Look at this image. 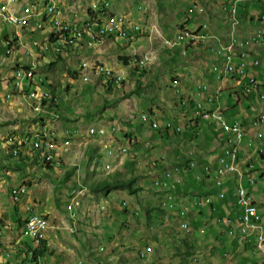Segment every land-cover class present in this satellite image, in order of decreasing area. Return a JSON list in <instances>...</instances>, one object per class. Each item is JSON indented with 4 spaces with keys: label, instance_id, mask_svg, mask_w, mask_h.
<instances>
[{
    "label": "rangeland",
    "instance_id": "374dc122",
    "mask_svg": "<svg viewBox=\"0 0 264 264\" xmlns=\"http://www.w3.org/2000/svg\"><path fill=\"white\" fill-rule=\"evenodd\" d=\"M35 1L37 0L28 2L35 3ZM44 1H49L45 9L40 12L36 10V15L43 18V29L51 28L54 22L63 20V27L51 28L49 40L50 29L36 31L34 25L27 27L29 20L35 16L34 14L31 13L30 18L27 16L30 13L21 16L25 17L26 26L24 27H27L25 35L34 34L33 38L30 36V39H33L34 55L41 56L38 59V66L36 64L12 66L15 56L14 43L20 40V33H17L20 29H15L11 24L0 21V81L7 80L11 86H13L12 83L20 82V77L17 75V69L20 67H25L34 73L31 80L23 74L25 88L33 89L26 95L27 109L24 108L25 112L20 111L18 116L11 117L6 109L0 114V264H78L81 259L84 260V264H241L242 261H247L242 264H251L252 260L256 259L261 264L264 261V248L258 249L260 247L258 238L254 239L255 242L247 239L240 242L238 240V247L236 246L237 248L231 252L216 250L220 241L215 239L214 235L207 236L209 235L207 227L214 222L211 219L205 221L203 223L205 225L201 226L203 231L206 228L205 234L201 240L196 239L195 232L191 228L183 230L179 226L182 220L177 221L176 212L166 206L167 191L156 188L155 185L152 186L155 176L163 178L167 168L171 169L174 165H181L185 184L178 185L175 188V194L181 196L193 192L192 198L201 196L202 202L205 203L203 204L205 211L211 209L207 190H199L201 189L200 184L193 188L185 163L188 162L187 153L192 149L198 157L203 154L209 155L217 149L209 151L212 138L204 137L207 135V128L202 125L203 120L197 116L195 120H190V116L194 114V101L191 97L185 99L183 97L185 93L178 92L181 90L178 87L181 81L179 77L186 79L188 76L186 72H189V69L194 70L197 63L194 60L197 56L189 53L191 58H180L177 62L164 59L163 56L169 50L162 48L164 44L162 43L163 46H161L158 38L149 40V46L144 45V48L138 45L131 48L133 56L128 65L120 60V57H129L122 56L123 50H118L114 59L109 52L108 55L112 59L109 67H113V63L116 62L122 65L118 68L123 69L125 73L124 82L114 84L109 79L105 81L106 78L98 74H93L91 81L83 80V73L89 72L88 68H84L87 62H83L89 60L90 56L96 55L95 50L102 45L83 49L79 55L74 51L70 52L75 45L81 42L92 45L91 42L101 41L100 33H92V28L103 26L106 15L108 17L109 15L114 16L112 14L124 15L131 22L132 20L139 22L141 27L151 19L154 21L158 17L166 23L174 21L173 27L177 28L184 14V5L187 0H56L59 5H61L59 1L62 4H68L66 11L70 12V9L78 11V13L74 11L73 14L79 15L80 13L81 16H85L88 11L89 19L82 25L80 23L71 25V22L64 17L62 8L51 11L54 3L51 0ZM195 1H198V4L202 2L201 0ZM221 1L224 2V0H210L213 4L203 0V3L205 7L207 5L206 8L211 6L208 10L216 15V5H220ZM262 2L263 0H250V3L259 5L258 8L255 7L253 15L257 20H260L259 17L264 11ZM10 4L7 3L9 10H13L14 7H10ZM35 9L36 5H32L29 11L35 13ZM223 11L226 12L224 9ZM13 13L17 14L14 10ZM122 17L113 18L112 26H119V20ZM23 18L21 20L24 22ZM127 19L126 33L130 35ZM241 19V28L246 29L245 35L253 31L252 27L254 29L255 27L264 28L262 21L250 24L249 20L242 16ZM132 29L135 31V28L132 27ZM187 30L190 29L183 31ZM83 31L88 34V39H72L71 42L63 43L67 35L75 37L76 33ZM90 34L95 38L90 37ZM133 34H137V37L147 36L146 33L141 32ZM7 37H13V40H7V42L5 41L9 39ZM147 39L144 41H148ZM22 47L25 58L27 60L31 58L32 61L33 55L28 52L29 49ZM48 48L52 49L51 52ZM139 48L145 50L142 52ZM8 49H10L9 54H7ZM198 50L205 54L202 45L198 46ZM254 50L252 49L251 52L260 55L262 61L260 67L257 68V72L260 73L261 70L264 71V50ZM69 53L70 55L67 56ZM159 55L160 59L157 60ZM145 56H150L153 63L144 69L137 66L135 62ZM181 56L184 57V54ZM94 59L91 62L93 66L103 65L102 67L107 68L105 63L101 62L102 60ZM209 59L208 56L207 61ZM178 67H182L185 76L178 73L180 70ZM183 67L188 68L184 70ZM118 68L116 70H120ZM214 71L220 74L219 71ZM13 77L14 80H12ZM254 77L256 83H259L258 78ZM40 78L45 81H43L45 96H38L37 93L40 88ZM259 79L264 81V76ZM29 81L31 87H29ZM181 87L186 91L183 84ZM197 91L194 93L195 97L198 95ZM52 92L57 97H53ZM29 93L35 97H30ZM237 95L239 99L235 95L232 101L235 106L237 104L238 109H249L253 113L252 117L260 112L261 101L258 96L252 97V105L242 97L241 93ZM184 99L187 101L184 102ZM52 100L57 102V105L44 108L43 101L51 102ZM120 103L124 105H119ZM111 105L113 109L107 110L106 108ZM104 112L117 115L116 119L121 127L115 124L112 130L108 129L105 136L89 134L90 127L99 126ZM147 115L158 122L170 120L181 126L183 130L178 134H170L154 126L151 127L147 121H143L148 120ZM19 119L21 122L28 121L29 123L18 122ZM130 119L135 123L136 131L135 129H123V125H129ZM16 124H19L16 126L17 129L12 128V125ZM50 131L53 133L50 134ZM55 131L60 135L72 133L71 141L74 143L69 152H62L63 157L60 160L55 159V150L43 147L37 150L38 148L34 146L36 141H41V146L57 148L61 139H55ZM115 133L120 135L119 146L124 144L130 147L123 165L118 163L121 159L120 155L109 156L107 154L112 145H110V139L114 140ZM132 137L137 138L133 144L130 143ZM258 143L259 141L252 142L248 147L249 154L244 155L243 159L258 163L264 168V159H260L261 156L255 148ZM17 147V153H13L14 148ZM24 149H28L27 154H31L34 159L31 156L28 160L18 157L20 153L26 155ZM46 153L53 154L54 162L50 163L46 159ZM111 157L115 161L111 162ZM116 157L119 159H115ZM154 161L159 164L156 165ZM108 162L112 165L110 170L107 169L110 166L106 165ZM197 173L199 174L200 170ZM253 175L256 177V189L246 180L244 185L264 210V179L260 178L256 172H253ZM130 178L135 179L134 188L137 189L135 193L126 188H92L93 185L102 181ZM207 179L204 182H207ZM238 181L236 178L234 186ZM15 187H19L21 191L19 200H14L12 196V189ZM196 189L199 193L195 192ZM67 206L69 209L77 208L74 219L70 216ZM31 213L46 217L49 223L48 229H41V235L36 238L35 244L27 233L30 231L32 234V226L27 223ZM218 222L223 223L221 220ZM225 231L226 235L234 237L236 234V238L239 236L237 231L233 233L229 230L227 223ZM206 241L207 245L204 243ZM44 245L46 247L43 249L42 256L38 257L37 263L29 253L36 247ZM148 245L152 246L151 252L147 255L146 253L141 254ZM208 246L211 249H207ZM101 247H104L103 250ZM144 254L146 256H143Z\"/></svg>",
    "mask_w": 264,
    "mask_h": 264
},
{
    "label": "built area",
    "instance_id": "2783aa9c",
    "mask_svg": "<svg viewBox=\"0 0 264 264\" xmlns=\"http://www.w3.org/2000/svg\"><path fill=\"white\" fill-rule=\"evenodd\" d=\"M40 1H36L35 9V20L34 26L36 31H47L43 30V18L36 17V10H38V4ZM250 0H227L226 1V16L229 22V27L227 33L223 35H213L209 33V24L207 22H202L197 29L183 26L178 31H183V29H191L195 31V38H182L181 41H174L173 35L171 36L169 43V50L181 49L183 54H187V46H205L208 51L213 54L218 60L213 64L212 70H221V80L227 76H231L236 80V84L240 86V91L242 94H255L257 95L261 102L264 104V87H258V84L253 85V88L250 91H243V83L248 76H257L256 70L261 62L260 57H255L251 52L255 47H259L264 50V28L258 27L256 30L251 32L248 36H243L240 33V30H237V22H241L240 7L243 4L249 3ZM7 3H14L18 5V0H0V21L11 24L15 29H21L22 36L26 31L27 27L23 26V20H21V14H14L13 10H7ZM22 12H26L29 8L27 6H22ZM52 9H59L60 7L54 3ZM195 11L200 14H205L207 8L205 5H195ZM77 18L71 20V25ZM262 22L264 21V13L261 15ZM113 16L107 20H103V26L93 27L92 33H101V41L105 37L117 36L118 38H129L131 35L126 33V17L123 16L119 20V26H112ZM188 21V20H187ZM63 27V20L59 22H54V26L51 28H61ZM135 28V33L142 32V27H133ZM155 32L157 30L155 27H152ZM13 36V35H12ZM72 39H88V34H85V31L81 33L79 37H66L65 42H69ZM12 41V37L8 39ZM26 48V45L23 44ZM52 49L48 48V51L51 52ZM150 56H146V59H143V64L149 63ZM84 68L89 69V77L93 74H98L104 76L111 83L119 84L120 77L125 75L124 71L117 72V70L111 68H101L100 66H88L87 64ZM84 80V78H83ZM18 84L23 83V75L20 73V82H15V87ZM208 83L201 85L198 88V95H196V100H194V116L199 117L203 121L207 122L215 131H219L218 136H226V143H218L220 146L217 151L212 152L209 155H206L203 158V162L200 163L196 157L194 149L190 150L187 153V159L191 160V169L200 170L198 178L200 175H203V166L211 167V179L212 182H220L222 186V193L219 195L224 198L228 194V189L226 187L227 178L230 176H235L238 178V182L235 184V191L233 195L236 201V219H225L223 220L229 225V230L235 233L237 231L238 237L241 240H253L257 236H264V215L259 209V205L256 200L253 198L252 193L246 189L244 185V180L248 179L250 183H254L255 179L251 172H253L256 167H251V161L247 160V164L244 163L246 169L243 168V164L240 159V152L246 135V127L243 126L242 122L238 119L229 118L226 116L221 100H220V91L218 90L215 95H210L205 98V94L210 90ZM13 91V90H12ZM208 91V92H207ZM30 90L27 87V93ZM38 96H45V89L43 88L42 79H40V88L38 90ZM196 93V94H197ZM181 94H184L181 91ZM11 93H7L6 97H11ZM185 99H189L190 96L183 95ZM184 99V102L187 101ZM213 106H221V113H213ZM212 108L211 118H203V109ZM146 117V114H145ZM252 127L255 130V138L258 140H263L264 143V109L260 111L258 116L253 119ZM157 129H165V132L169 133H181L182 127L173 123L169 120L168 128H160V122ZM72 134V133H71ZM71 134L69 137H64V145L57 148H48V146H41V141H38L37 146L43 147L45 149L55 150V159H61L63 157L62 152L67 153L68 143H73L71 141ZM93 135L103 136V134H96V128L93 130ZM12 141V140H11ZM136 142V139L133 140V143ZM132 143V144H133ZM262 143V144H263ZM130 147L123 146L124 156H126V150H129ZM256 152H260L262 149L261 146H257ZM13 153H17V148H14ZM207 159H210L207 162ZM156 165L159 163L154 161ZM51 163V160H50ZM110 170V168H107ZM248 170V172H247ZM264 175V170L260 171ZM166 182L169 183V190L167 192H175V188L178 185L184 184L183 171H179V165L173 166V174L169 179H160V176H155V183ZM19 187L12 189V196L14 200L20 199ZM176 197L175 199H166V206L172 211L176 210ZM207 201V200H206ZM201 196L194 199L192 206L202 205ZM68 208V206H67ZM70 216L74 219L76 217L77 209H69ZM190 212V205L184 203L180 205L178 209V216L180 221H188V213ZM222 221V219H221ZM29 226H32V234L29 235L33 241H35L36 235H41V229H48L49 223L46 217L31 213L29 215ZM181 226V223H180ZM190 224L188 222V228H182L183 230H189ZM104 248V247H103ZM152 246H146L143 251L148 253V249ZM264 247H259L258 249L262 250ZM103 250V249H102ZM78 264H84V260L81 259ZM264 264V261L261 263Z\"/></svg>",
    "mask_w": 264,
    "mask_h": 264
},
{
    "label": "crops",
    "instance_id": "0c3cea01",
    "mask_svg": "<svg viewBox=\"0 0 264 264\" xmlns=\"http://www.w3.org/2000/svg\"><path fill=\"white\" fill-rule=\"evenodd\" d=\"M28 1L27 0H23V1L20 2L18 0V4L19 5H14V3H11L10 7H12V8L14 7L13 10L15 11V13L21 14V16H25L27 13H30V14L27 15V16H29L28 18H30L31 17V13H32V15L33 14L35 15V13L33 11H29V9L26 12H22V7L20 6V5L27 6L28 8H30L32 5H36V1H35V3H32V2L29 3ZM37 1H40L39 4H38V10H37L39 12L45 9V7H46L45 4H47V5L49 4V1H44V0H37ZM51 1L53 3H56L61 8H63L64 17L66 18V20H68L70 22H71V20H73L74 18H77L79 16L78 20H75L73 23H80L82 25L85 21H87L89 19L88 11L85 14V16H81L80 13H79V15H76V14H73V13H74V11L78 13L77 10L70 9V12H69V10L66 11L68 4H65V3L62 4L59 1V3L61 5H63V6H61V5L58 4V2L56 0H51ZM201 1H202L201 3H203V0H201ZM206 1L210 2V0H206ZM226 1L227 0H224L223 3L221 1L220 5L219 4L216 5V8H217V9H215L216 15H214V13L213 14L211 13L212 12L211 10L210 11L208 10V8L210 9L211 6H208L207 11H206L205 14H200L197 11H195L194 6L195 5H199L201 3L198 4L197 3L198 1H195V0H187L185 5H184L185 11H184V14L182 15V18L180 19L179 22H178V19L176 20V23L177 22L179 23L178 24L179 27H177V28L173 27L174 21H171V23H166L165 21H163V20H161V19H159L157 17L156 20L153 21L151 19L150 22H147L142 27V32L141 33H143V34L146 33L147 36H145V37H142V36H138L137 37V34H133L132 35V33H135V31L131 33V31L133 30L132 27L136 26V25L141 27L142 25L139 22H137L136 20L135 21L132 20V22H131L130 20L127 19L128 20V27L130 29L129 33L132 35V37H129V38L125 39V38H118L117 36H109V37L103 38L102 41H100L99 43H97L95 41L91 42V43H93L92 45H88V43H86V42H84V43L81 42V44L75 45L70 50V52L74 51V53H77L79 55V53H81V50H83V49H90L91 47H94V46H97V45L98 46L102 45V47H100L98 50H95L97 52L96 55L90 56L89 60H86L83 63L88 62L91 66H93V64L91 62H93L92 60H95L94 58H97L99 60H102L101 62L105 63L104 65L107 68H111V69L116 70V68H118V67H120L122 65H118V63L114 62L113 63V67H109V64H110L111 60L114 59L117 56V55H115V53L118 50H123L122 51V53H123L122 56H129L131 58L133 56V53H132L133 49L131 51V48H134L137 45L139 47L142 46L143 48H144V45L149 46V44H150L149 40L152 41L153 38L156 39V40H157V38L160 39L161 46H163L164 39L171 38L172 35H173V37L176 36L180 32L178 30L181 29L183 26H187V27H190V28L197 29L198 26L200 25V23L205 21V22H207L209 24V28H208L209 33H211L213 35H218V36L223 35L224 36L227 33L228 27H229V22H228L227 16L225 15L226 12H224L223 8H222L223 6H226ZM210 3H213V2H210ZM262 3H264V0H263ZM202 5H205V3H203ZM258 6L259 5H256V4H253V3H250V2L246 3V4H243L240 7V11H239L240 15L242 16V18H245L246 20H249L250 24H253V23H256V22H261L262 21L261 18H260L261 16L259 17L260 20H257V18H255L253 16L254 15V11H255V7L258 8ZM65 7H66V9H65ZM206 7H207V5H206ZM188 13H190V14L188 15ZM263 13H264V11L262 12V14ZM67 14H68V16H67ZM112 15H114L113 18H116V17H119V16H124V15H121V14H112ZM131 15H133V14H131ZM157 16H158V14H157ZM36 17H39V16L36 15ZM110 17H111L110 15H109V17L106 15L104 20H107ZM21 18H23V17H21ZM23 19H24L23 26H26L25 25V17ZM34 20H35V16L29 20L28 24L33 26L34 25ZM241 22H242V19H241ZM241 22H237V30H240L241 35L248 36L250 33L245 35L246 29L245 28H241L242 27ZM29 25L27 27H29ZM153 26L155 27L157 32H155V30H153V28H152ZM191 26H193V27H191ZM257 28L255 27V29H254V27H252L253 31L256 30ZM31 30H33V29H31ZM45 30H48V29H45ZM17 33H20V36H19L20 40L14 43V48H15L14 55L15 56L13 58L14 64L12 66H14L15 64H21V66H23L22 64H24V65L25 64H29V65L30 64H34L35 65L36 64L38 66V59L41 56H37V55L35 56L34 55V52L32 51L33 48H34L33 39H30V36L33 38L34 34L28 33L27 35H25L26 34V31H25V33L22 36L21 29L19 31H17ZM26 36H27V40H25ZM91 36L92 35L90 34V37ZM92 37H93V39L95 38L94 36H92ZM7 38H9V37H7ZM147 38H149V39H147ZM144 39H147L148 41H146V40L144 41ZM7 40L8 39H5V41H7ZM90 40H92V39H90ZM28 41H29V43H28ZM146 42H147V44H146ZM95 43H97V44H95ZM23 44L26 45L27 50L29 49L28 52H30L31 55H33V60L32 61H31V58H29L28 60L25 58L24 49L22 47ZM143 48H139V49H141L142 52H143L145 50ZM162 48L165 49V50L168 49L167 47H165V45ZM202 49H205V50H203V52L205 54H203L202 52H200L198 50V46H187V53L188 54H184V57L181 56V54H183L181 49H175V50H169L168 49L169 51L167 52L166 55L163 56V58L164 59H170V60H173V61L176 60L175 62H177L178 60H180V58H185V59L191 58L189 53H192L194 56H197L195 58V60H194L195 62H197L196 66H194V70L189 69V72H186V74L188 75L186 77V79H182L181 77H179V79H181V81H180V84H178L179 85L178 87L181 90H183V93H185L184 94L185 96H190L193 101L196 100V97L194 96V93L196 92V90H198V88L201 85H203L205 83H208L209 86H210L209 87L210 90H208L209 92L207 91L208 95L206 93L205 94V98L207 96L212 95V94L215 95L218 90L220 91V100H221V103H222V106H223V109H224V112H225L226 116L229 117V118L238 119L242 123H244L246 125V127H248L246 135H245L244 144L242 146V150H241V154H240L241 157L243 158L244 155L249 154L247 152L248 151V147L251 146L252 142H255V140H254L255 138H254V135H253L254 132H253L252 127H250L251 126L250 123H251V120H252L253 113L249 109H246V110L241 109L240 110V109H238L237 104H236V106L234 105L232 99L234 98L235 95H236L235 97H238V99H239V96L237 94H238V90H240V87L237 86L236 80L234 78H232L231 76H227L223 80H221L220 79L221 78V74H218L214 70H212L213 64L218 59L213 54H211L208 51V49L205 48V46H202ZM254 49H261V48L255 47ZM8 50H7V54H8ZM109 52L111 53V55L113 57L112 59H111L110 55H108ZM255 52L256 51L254 50V53ZM254 53H253V55L255 57H259L260 56L258 54H254ZM120 54H118V55H120ZM12 55H13V53H12ZM69 55H70V53L67 56H69ZM208 56L210 57V59L207 61V57ZM42 57H44V56H42ZM159 59H160V55H159L157 60H159ZM83 63H82V65H83ZM261 63H262V61H261ZM172 64H174V62H172ZM179 68H180V70H179L178 73L180 75L185 76V73H183L184 71H182V67H178V69ZM187 68L188 67H183L184 70H187ZM118 69H120V68H118ZM120 70H123V69H120ZM120 70H117V71H120ZM254 71L258 75L256 77L258 78L260 83L263 84V87H264V81L259 79V77L264 76V71L261 70L260 73H259V71L257 72V70H254ZM13 73H14V71L12 72V75L14 76ZM83 74H89V72H87V73L84 72ZM12 80H14V77L12 78ZM42 81H44V80H42ZM0 82H1V84H0V87H1L0 88V114L6 109L9 111L8 113L11 114V117L12 116L13 117L18 116L20 111H24L25 112L24 108L26 107V109H27V100H26L27 88H25L24 84L21 87H15L16 90L12 91V90H14V87H13L15 85L14 83H12L13 86H11V83L9 81H7V80H5V81L3 80V81H0ZM30 83L31 82L29 81V84ZM182 84L185 86L186 91L184 89H182V87H181ZM43 85H45V84L43 83ZM30 86H31V84H30ZM37 86L38 85H36V87ZM49 88H50V86H49ZM29 90L31 91V89H29ZM7 93H11V94L14 93V94H12L11 97L7 98V97H5ZM29 94H32V93H29ZM256 96L257 95H250V98L256 97ZM251 102H252V99H251V101L249 103H251ZM251 104L253 105V103H251ZM119 105H124V103H120ZM247 107H249V105H247ZM106 109L110 110V109H113V107L111 105V106L107 107ZM213 109H217L218 111H221V106H213ZM120 112L123 113V111H120ZM102 116L103 117L100 119V124H102V125L99 124L98 127H94V126L90 127L89 130H88L89 134L93 135V130L96 128V134H100L101 132H99V131H105L106 134L103 133V136H105V135H107L108 129L112 130V128H114L113 126L115 124L119 125L118 124V119H116L117 115L115 116V115H113V113L104 112ZM22 117L25 118L26 116H22ZM191 119H194V120L196 119L194 114H192L190 116V120ZM144 121H147L148 124L152 127L151 122H154V121H157V120L153 119V118L150 119V117L148 116V120H144ZM18 122H21V120L19 119ZM166 122H169V120H165L164 122H160L161 128H163V126H164V124ZM21 123H29V122L28 121L27 122L23 121ZM128 123H129L128 126L127 125H123L122 126V127H124L123 129L124 130L125 129H128V130L129 129L130 130L135 129V131H136V128H135L136 125L132 121V119H130L128 121ZM19 124L12 125L13 126L12 128L17 129L16 126H18ZM202 125L205 126V128H207V132H208V133L206 132L207 135H204V137L207 138V136H208V137L212 138L211 139V142H212L211 150H209V151H213V150H216V149L218 150L220 145L218 144L219 142L217 140V136L220 134V132L218 130L215 131V129L212 128L205 121H202ZM160 130L165 132V130H163V129H160ZM52 133L53 132L50 131V134H52ZM54 134H55V139L56 140L61 139L60 143L58 142L57 147L62 146V144L64 145V138H61V137H63V136L64 137H69L70 136V134L60 135L56 131H55ZM170 134H173V133H170ZM71 137H72V134H71ZM113 137H114V140L110 139V141H111L110 145L111 144L112 145L110 146V149L107 151L108 155H109V152L112 149H117L118 150L121 147L126 146L124 144H122L123 146H119L120 145V135H116V133H115V135H113ZM73 144L74 143H70V144L68 143L67 152H69V149H70V147L73 146ZM54 147H55V145H54ZM262 149H260V152H258V154L260 156H262L261 155V152L263 151ZM24 150L26 152L25 156H29V157L31 156L33 158V156L31 154L30 155L27 154L28 153V149H24ZM50 154H52V153H48V154L46 153L45 155L47 157V155H50ZM109 156H111V155H109ZM205 156L206 155L203 154L202 156L198 157L197 153H196V157H197V159L199 160L200 163H202L204 161L203 158H205ZM120 158L121 159H119V157H116L115 159L121 160V161L118 160V163H121V165H123L125 156L120 157ZM111 159H112L111 162L115 161L114 158L111 157ZM209 161H210V159H207V162H209ZM111 162H108L106 164L107 166L110 165V166H108V168H110V169L112 167ZM188 162L185 163V167H187ZM167 169H169V168H167ZM167 169H165V170H167ZM188 171L190 173L188 175V178L191 179L193 188H195L196 185L200 184L201 185V189H199V190H202V189H204L205 191L207 190V195H208L207 198L210 199L209 200V207H211V209H208L207 211H205V208H203V204H205V203H203L202 205L195 206V207L191 206V205H193V201H194V199L196 197V196L193 197V198L191 197V194L193 192L190 193L189 195H185V194H182L181 196L178 195L177 198H178V203L179 204H177L176 210H174L176 212V220L177 221L180 220V218L178 216L179 215L178 214V209H179L181 203L184 202V203L189 204L190 205V212L188 213V221H182L181 222V227L183 228L185 222H187V223L189 222L190 228L195 232L194 234H196V239H200L201 240V237L203 236V234H205L204 232L206 230V228H205V230L203 231V228L201 226L205 225V224H203V223H205V221H207L208 219H211L212 222H214V223L210 224L207 227V232H209V235L207 234V236L214 235L215 239L220 241L219 246L215 248L216 250L219 249L220 251L225 250V251H230L231 252L234 248L236 249L238 247L237 241L239 240V242H240L241 240L239 239V237L236 238V236H237L236 234L234 235V237L226 235V233H227L225 231L226 222L220 223V222H218V220L220 218H223V219L224 218L225 219L226 218H234V216L236 215L235 197L233 195V186H234V182H235L234 181L235 177L234 176H230V177L227 178L226 187L228 189V194L224 198H222V197L219 196L222 193V187H220V188L216 187L214 182L212 183L211 179H209L208 176H207L208 179L205 178V177L200 179L201 175H200V178H198V173H197L196 169H188ZM206 179L209 182L208 181L204 182V180H206ZM154 180H155V177L152 180V186L154 185ZM184 184H185V182H184ZM22 185L24 186V184H22ZM22 185H20V186H22ZM82 191H85V189H82ZM218 191H219V193H218ZM195 192L197 193L198 189H196ZM199 197L200 196H197L196 198H199ZM191 198H192V200H191ZM221 200H223V202ZM28 217H27V219H28ZM26 220H25V222H26ZM221 224H223V225L221 226ZM24 230H25V223H24ZM252 241H254V239ZM204 243L206 245L208 244L207 241L204 242ZM219 247H221V248H219ZM207 249H211V248L208 246ZM151 250H152V248H150V251H148V253H150ZM143 253H146V252H144L142 250L141 254H143ZM148 253H146V255ZM146 255L144 254L143 256H146ZM211 261H214V260H211ZM258 261H259L258 259L252 260L251 264H257ZM245 262H247V261H242V263H245Z\"/></svg>",
    "mask_w": 264,
    "mask_h": 264
},
{
    "label": "bare ground",
    "instance_id": "6f19581e",
    "mask_svg": "<svg viewBox=\"0 0 264 264\" xmlns=\"http://www.w3.org/2000/svg\"><path fill=\"white\" fill-rule=\"evenodd\" d=\"M45 6H47L46 4H45ZM60 7V6H59ZM61 8V7H60ZM224 10H226V6H223L222 7ZM63 9V8H62ZM7 10H9V8H8V6H7ZM91 14V13H90ZM60 19V18H59ZM56 21V20H55ZM57 22H59V21H57ZM29 25V24H28ZM27 25V26H28ZM114 26V25H113ZM137 26V25H136ZM134 27V26H133ZM69 28V27H68ZM85 28H87L86 26H85ZM45 29H50V35H49V38H48V40L51 38V28H44L43 30H45ZM63 29V28H62ZM59 31V30H58ZM66 31V30H65ZM65 31H64V33H65ZM68 31V30H67ZM70 32V31H69ZM132 32H134V31H131V33ZM81 33L82 32H78V33H76L75 34V37H79L80 35H81ZM69 34V33H68ZM62 35V34H61ZM67 35V34H66ZM100 35H101V33H100ZM131 35V34H130ZM53 36H55V35H53ZM63 37V36H62ZM67 37H70V35H67ZM74 37V36H73ZM182 38H195V31H191V30H187V31H180L176 36H174L173 37V40L174 41H181L182 40ZM66 39V38H65ZM171 41V38H166V39H164V42H170ZM71 42V41H70ZM64 43V42H63ZM43 44H45V43H43ZM66 44V43H65ZM164 45L169 49V43H164ZM65 48V47H64ZM10 53V49L8 50V54ZM143 59H146V56L144 57V58H140L139 60L137 59V61L135 62L136 63V65L137 66H140V67H142V68H144V67H149L153 62L151 61V59L149 58V63H145V64H143ZM89 65V64H88ZM101 68H104V67H102V66H100ZM145 69V68H144ZM22 72V75L24 74L25 76H27V79H30L31 80V77L33 76V72H30V71H28L25 67H20V68H18L17 69V75L20 77V73ZM89 77V74H83V78H84V81L85 82H88V81H90L91 80V78H88ZM41 79V78H40ZM124 80H125V75H122L121 77H120V82H124ZM39 82H40V80H39ZM43 82V81H42ZM43 84V83H42ZM256 84H258V87H263V84L262 83H256V81H255V78L253 77V76H248L246 79H245V83H243V91H250V89H252L253 88V85H256ZM18 85H21V84H18ZM29 87H31V86H29ZM28 89H31V90H33L32 88H28ZM178 92L179 93H181V90H178ZM30 97H35V96H33V94H31L30 95ZM46 102H48V101H46ZM46 102H44V103H46ZM43 106H44V104H43ZM30 107V106H29ZM30 108H32V107H30ZM45 108V107H44ZM33 110V109H32ZM34 111V110H33ZM213 113H221V111H218L217 109H213ZM142 116V115H141ZM211 116H212V108L210 109V108H204L203 109V118H211ZM143 120V119H142ZM144 121V120H143ZM151 125L152 126H154V128L156 127V128H158V126H159V122H157V121H154V122H151ZM168 125H169V122H166L165 124H164V126L163 127H165V128H168ZM160 128H161V125H160ZM165 130V129H164ZM99 132H101L102 134H103V132H104V134H106L105 133V131H99ZM100 133V134H101ZM130 138V137H129ZM135 139H137V138H135V137H132L131 139H130V143L132 144L133 143V140H135ZM35 142V141H34ZM218 142L219 143H226V136H220L219 137V140H218ZM27 144V143H26ZM25 144V145H26ZM37 144H38V141H36V143H35V147H37L38 149L37 150H40L42 147H39V146H37ZM19 146H22V145H19ZM263 151L261 152V154H263L264 153V149H262ZM51 151V150H50ZM127 152H128V150H126V155H127ZM258 153V152H257ZM109 155H111V156H115V155H120L121 157H123L124 156V150H123V147H121L120 149H118V150H116V149H112L110 152H109ZM46 159L48 160V161H50L51 160V162H54V157H53V154H50V155H47V157H46ZM53 165V164H52ZM251 167H256V165H255V163H253V162H251ZM188 169H191V160H190V162L188 163ZM203 175H201V177L202 176H204V174H205V177H209V178H211V167L210 166H203ZM179 171H183L182 170V168L179 166ZM172 174H173V167L171 168V169H168L167 171H166V173L164 174V176H163V178H160V179H169L171 176H172ZM202 178H204V177H202ZM214 184H215V186L216 187H222V186H220V182H214ZM154 187H156V188H159V189H164V190H169V183H166V182H158V183H155L154 182ZM161 190V191H162ZM177 198V197H176ZM166 199H175V192H166ZM177 200H178V198H177ZM177 204H179V203H177ZM181 204H183V203H181ZM79 208V207H78ZM28 225H29V222H28ZM184 227L185 228H188V223L187 222H185L184 223ZM39 235H36L35 237H38ZM256 238H258L259 239V245H260V247H264V236H257ZM249 242V241H248ZM101 249H103V247H101Z\"/></svg>",
    "mask_w": 264,
    "mask_h": 264
},
{
    "label": "trees",
    "instance_id": "16d2710c",
    "mask_svg": "<svg viewBox=\"0 0 264 264\" xmlns=\"http://www.w3.org/2000/svg\"><path fill=\"white\" fill-rule=\"evenodd\" d=\"M58 58H61V57H59L58 56ZM120 60H123L124 61V63L125 64H127L128 65V63H130V61L132 60L130 57H120ZM217 71H219L220 72V74H221V70H217ZM53 93V97H55V95L56 94H54V92H52ZM246 97H247V95H246ZM44 102H46V101H43V103ZM50 105V106H49ZM55 105H57V102H54L53 100L51 101V102H46V103H44V107H47V106H49L50 108H52L53 106H55ZM213 128V127H212ZM169 133V132H168ZM178 134V133H177ZM219 137L220 136H217V140H219ZM17 149H18V147H17ZM15 155V154H14ZM18 157H22V159L24 160V159H30V157H28V156H25V155H23V154H19V156ZM32 159V158H31ZM187 161H189V159L187 160ZM181 168H182V170H183V167L181 166V165H179ZM188 166V165H187ZM47 168H49V167H47ZM187 170H188V168L187 167H185ZM204 171V170H203ZM263 176V178H264V175H262ZM202 177H205V174H204V176H202ZM202 177H201V179H202ZM205 178H207V177H205ZM134 183H135V179L134 178H130V179H128V180H115V181H102V182H99L98 184H96V185H93L92 186V188L93 189H108V188H126V189H128V190H130V191H132V192H136L137 191V189H135L134 188ZM218 189V188H217ZM178 203V200H177V198H176V204ZM237 218V215H235L234 216V218H231V219H236ZM29 221H27V223H28ZM26 223V224H27ZM27 233L29 234V235H31V233H30V231H27ZM36 238L37 237H35V240H36ZM187 242V241H186ZM34 244H35V241H34ZM46 246L44 245V246H40V247H36L35 249H34V251H31L29 254L31 255L30 257L32 258L33 257V260L34 261H37L38 260V257L39 256H42V252H43V249L45 248ZM39 248H40V250H39ZM39 250V251H38ZM37 263H38V261H37Z\"/></svg>",
    "mask_w": 264,
    "mask_h": 264
},
{
    "label": "clouds",
    "instance_id": "9594fccd",
    "mask_svg": "<svg viewBox=\"0 0 264 264\" xmlns=\"http://www.w3.org/2000/svg\"><path fill=\"white\" fill-rule=\"evenodd\" d=\"M257 70V69H256ZM258 76V75H257ZM238 86V85H237ZM238 87H240V86H238ZM241 89V88H240ZM238 93H241V91L240 90H238ZM241 95H242V97H244L246 100H248L249 102L251 101V99L252 98H250V95H255V94H246L247 95V97H246V95L245 94H242L241 93ZM56 96V95H55ZM57 97V96H56ZM257 97V96H256ZM260 99V98H259ZM261 101V100H260ZM262 109H264V104H263V102H261V109H260V111L262 110ZM260 113V112H259ZM259 113H257V115H255V116H253L252 117V120H251V123H250V125H251V127H252V121H253V119H255L257 116H258V114ZM241 122V121H240ZM243 124V126L244 127H246V125L244 124V123H242ZM252 129L254 130V128L252 127ZM246 132H247V127H246ZM254 133H255V130H254ZM254 135V138H255V134H253ZM244 140H245V138H244ZM256 141H259V143H258V146H261V147H263L264 148V143H263V140H258V139H256L255 138V142ZM263 143V144H262ZM243 144H244V142H243ZM243 146V145H242ZM257 147V146H256ZM242 150V149H241ZM240 154H241V152H240ZM262 156H261V158L260 159H264V153L263 154H261ZM260 156V155H259ZM240 159H241V162H242V164H243V168L244 169H246V166L244 165V163L245 164H247V160H245V159H243L242 157H241V155H240ZM255 165H256V169L253 171V172H256L257 174H258V176L260 177V178H262L263 176H262V173L260 172L261 170L260 169H262V170H264V168H262L261 166H259V164L258 163H255ZM247 172H248V170H247ZM253 172H251L252 173V175H253ZM233 176V175H232ZM254 176V175H253ZM235 177V176H234ZM254 179H256V177L254 176ZM264 179V178H263ZM236 180V177L234 178V181ZM248 183H250L249 181H248V179H245ZM244 180V181H245ZM212 181V180H211ZM213 183V182H212ZM235 183V182H234ZM256 180H255V182L254 183H251L253 186H254V189H256ZM235 191V186H233V192ZM250 191V190H249ZM251 192V191H250ZM218 193H219V191H218ZM252 196H253V198H254V195L252 194ZM255 199V198H254ZM210 199L208 198V201H209ZM205 202H207V201H205ZM257 202V201H256ZM258 204V203H257ZM235 205H236V201H235ZM259 205V204H258ZM236 208H237V206H236ZM259 209H260V211H261V213L263 214V207L261 206V205H259ZM174 211V210H173ZM264 215V214H263ZM222 219V221L221 222H224L223 220H225V218L223 219V218H220L219 220H221ZM226 219H228V218H226ZM218 220V221H219ZM240 239V238H239ZM241 240V239H240ZM254 245H255V243H254ZM257 264H260L259 263V261H258V263Z\"/></svg>",
    "mask_w": 264,
    "mask_h": 264
}]
</instances>
